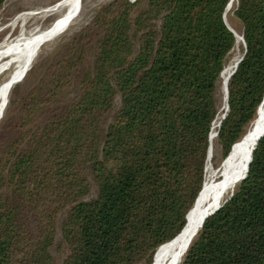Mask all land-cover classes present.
Masks as SVG:
<instances>
[{
	"label": "trees",
	"instance_id": "16d2710c",
	"mask_svg": "<svg viewBox=\"0 0 264 264\" xmlns=\"http://www.w3.org/2000/svg\"><path fill=\"white\" fill-rule=\"evenodd\" d=\"M229 2L114 0L74 36L25 96V130L0 150V264H154L179 237L205 185L220 78L237 42ZM232 11L246 47L227 85L222 159L264 100V0H237ZM74 78L75 96L54 107ZM259 137L246 178L181 264H264Z\"/></svg>",
	"mask_w": 264,
	"mask_h": 264
},
{
	"label": "rangeland",
	"instance_id": "374dc122",
	"mask_svg": "<svg viewBox=\"0 0 264 264\" xmlns=\"http://www.w3.org/2000/svg\"><path fill=\"white\" fill-rule=\"evenodd\" d=\"M58 1L60 0H6L0 6V45L12 41L16 37L33 34L52 24L62 14V8L57 10L53 8ZM112 1L114 0H81L75 5L68 6V11L62 18L63 27L61 30L52 35L48 34L49 36L46 37L35 35L36 37L29 42L30 44L23 47L14 57L9 56L0 61V150L18 137L21 131L26 128H22V110L23 100L27 93L38 87L49 68L53 69L55 66H58V63L70 52L72 45L75 44L74 36L89 27L98 10L103 5ZM130 1L134 2L136 0ZM236 2L237 0L232 5H229L226 14V22L234 29L237 35V42L230 52L227 65L221 74L217 94L219 112H221L223 104L226 107L227 85L237 62L245 53V45L241 38L242 25L235 18L232 11L235 8ZM52 9L54 11H51ZM89 34L90 37H94L93 32ZM93 45L94 43H92ZM90 52H93V47ZM77 90L78 81L74 78L68 89L58 97L60 100L54 103V107L63 101L73 98ZM117 103H119V100ZM263 104L264 101L258 110L256 118L248 128L257 121L261 114L260 110L262 112ZM47 112L45 110L41 116L34 119L32 123L30 122L29 126L35 127L39 123H42L48 116ZM246 132L243 137L246 135ZM239 142L240 140L237 145ZM227 159H222V151L218 146L217 137L215 143H211L208 160V169H211L210 174L216 184L224 178V174L226 173L224 162ZM95 193L96 187L93 185L90 196L93 197ZM59 240L60 235L57 241ZM53 254L56 260L61 262L65 255V249L56 245L53 249Z\"/></svg>",
	"mask_w": 264,
	"mask_h": 264
},
{
	"label": "bare ground",
	"instance_id": "6f19581e",
	"mask_svg": "<svg viewBox=\"0 0 264 264\" xmlns=\"http://www.w3.org/2000/svg\"><path fill=\"white\" fill-rule=\"evenodd\" d=\"M79 1L81 0L58 1L53 8L55 10L62 8V14L56 20H54L52 24L33 34L23 35L18 38L16 37V39L0 45V61L9 56L14 57L16 53L19 52L23 47H26V45L30 44L29 42H31L33 38H35L36 36L39 35L46 37L49 36L48 34L52 35L58 30H61V28L63 27L62 18L64 17L65 13L68 11V6H71L73 4L75 5ZM51 11L54 10L52 9ZM54 13L56 14V12ZM225 109L226 107L223 104L221 112L214 121L213 133L211 134L212 135L211 143H215L217 139V130L219 128L220 120L224 114ZM260 113L261 114L258 117L257 121L254 122L248 128L246 135L242 139H240V142L236 146L234 153L224 162L226 167V173L224 174L223 180L221 182H218V184H216L213 178L211 177L210 174L211 169L207 168L206 181L203 191L200 197L197 198L195 202L196 206L193 208V210H190L191 212L190 215L188 216L189 224L187 225L188 222L186 223L187 227L185 226L184 228L185 230L182 231L183 233L181 232L182 234L167 246L164 254L160 258H158L154 264L181 263L184 260L189 247L194 241L197 232L199 231L200 227H202V223L206 215L212 212L213 210L217 209L219 207L218 205L223 204L233 193L237 184L241 181V178H243L242 176H244L246 172V167L249 162L257 138L260 136L259 137L260 140L264 136V104H263L262 112L260 110ZM210 148H211V144H210ZM209 155H210V149H209Z\"/></svg>",
	"mask_w": 264,
	"mask_h": 264
},
{
	"label": "water",
	"instance_id": "95a60500",
	"mask_svg": "<svg viewBox=\"0 0 264 264\" xmlns=\"http://www.w3.org/2000/svg\"><path fill=\"white\" fill-rule=\"evenodd\" d=\"M235 2V0H230V2L228 3V5H227V7H226V11H225V14H224V18H225V20H226V14H227V8H228V6L229 5H232L233 3ZM229 26V25H228ZM230 27V26H229ZM230 29L234 32V34L236 35V33H235V31H234V29L233 28H231L230 27ZM237 36V35H236ZM241 38H242V40H243V43H244V45H245V47H246V41H245V39H244V36H242L241 35ZM243 57L244 56H242L241 57V59L237 62V64H236V67H235V69H234V71L232 72V74H231V77L233 76V74L236 72V70H237V67H238V64H239V62L243 59ZM224 71V70H223ZM231 79V78H230ZM226 94H227V108H226V111H225V113L223 114V116H222V118H221V120H220V123H221V121L225 118V116H226V114H227V111H228V109H229V90H228V86H227V88H226ZM259 107V106H258ZM220 126V125H219ZM211 135V134H210ZM218 135H219V129L217 130V137H218ZM263 138V137H262ZM210 139V138H209ZM234 146V145H233ZM209 148H210V146H209ZM208 155H209V151H208ZM208 160V159H207ZM246 176H247V174L241 179V181L243 180V179H245L246 178ZM205 182V181H204ZM204 185V184H203ZM200 194V193H199ZM232 195V194H231ZM198 198V197H197ZM197 200V199H196ZM221 206L222 205H220L217 209H215V210H213L212 212H210V213H208L207 215H206V217H205V219H204V221H203V223H202V226H203V224H204V222H205V220L207 219V218H209L210 216H212L213 214H215L220 208H221ZM191 210V209H190ZM190 210H189V212H188V214H187V219H188V216H189V213H190ZM186 226V225H185ZM185 226H184V228H185ZM184 228L182 229V231L184 230ZM181 231V232H182ZM180 232V233H181ZM179 233V234H180ZM178 234V235H179ZM161 247V246H160ZM159 247V248H160ZM157 253V252H156ZM156 255V254H155ZM183 262V261H182ZM181 262V263H182ZM180 263V264H181Z\"/></svg>",
	"mask_w": 264,
	"mask_h": 264
}]
</instances>
